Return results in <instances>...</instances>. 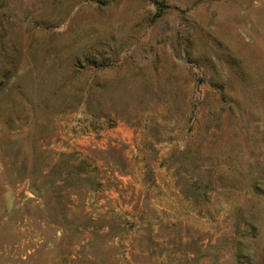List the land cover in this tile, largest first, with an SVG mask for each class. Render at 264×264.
Returning a JSON list of instances; mask_svg holds the SVG:
<instances>
[{
	"label": "rangeland",
	"instance_id": "374dc122",
	"mask_svg": "<svg viewBox=\"0 0 264 264\" xmlns=\"http://www.w3.org/2000/svg\"><path fill=\"white\" fill-rule=\"evenodd\" d=\"M0 264H264V0H0Z\"/></svg>",
	"mask_w": 264,
	"mask_h": 264
},
{
	"label": "water",
	"instance_id": "95a60500",
	"mask_svg": "<svg viewBox=\"0 0 264 264\" xmlns=\"http://www.w3.org/2000/svg\"><path fill=\"white\" fill-rule=\"evenodd\" d=\"M29 191H30L34 196H38V195H39V193H38V191H37L36 188L30 187V188H29Z\"/></svg>",
	"mask_w": 264,
	"mask_h": 264
},
{
	"label": "trees",
	"instance_id": "16d2710c",
	"mask_svg": "<svg viewBox=\"0 0 264 264\" xmlns=\"http://www.w3.org/2000/svg\"><path fill=\"white\" fill-rule=\"evenodd\" d=\"M160 15H161V12L159 11V12L154 16V18H158Z\"/></svg>",
	"mask_w": 264,
	"mask_h": 264
}]
</instances>
